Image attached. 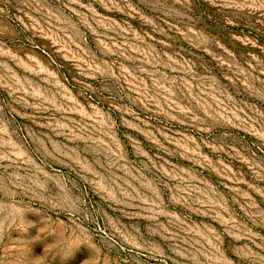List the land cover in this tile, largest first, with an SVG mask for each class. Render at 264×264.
Here are the masks:
<instances>
[{"label": "rangeland", "instance_id": "rangeland-1", "mask_svg": "<svg viewBox=\"0 0 264 264\" xmlns=\"http://www.w3.org/2000/svg\"><path fill=\"white\" fill-rule=\"evenodd\" d=\"M0 264H264V0H0Z\"/></svg>", "mask_w": 264, "mask_h": 264}]
</instances>
